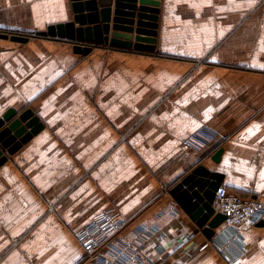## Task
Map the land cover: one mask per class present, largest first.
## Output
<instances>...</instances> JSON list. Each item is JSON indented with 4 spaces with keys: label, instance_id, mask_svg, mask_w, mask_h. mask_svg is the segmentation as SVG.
<instances>
[{
    "label": "crops",
    "instance_id": "0c3cea01",
    "mask_svg": "<svg viewBox=\"0 0 264 264\" xmlns=\"http://www.w3.org/2000/svg\"><path fill=\"white\" fill-rule=\"evenodd\" d=\"M72 18L69 0H0L3 33ZM9 37L0 118L30 109L43 128L0 165V249L30 232L41 264H81L75 233L114 208L122 235L150 227L152 264H264V218L227 244L170 195L203 166L264 203V0H160L154 53Z\"/></svg>",
    "mask_w": 264,
    "mask_h": 264
},
{
    "label": "water",
    "instance_id": "95a60500",
    "mask_svg": "<svg viewBox=\"0 0 264 264\" xmlns=\"http://www.w3.org/2000/svg\"><path fill=\"white\" fill-rule=\"evenodd\" d=\"M69 1L72 21L51 25L36 36L65 39L72 44L75 53L84 56L102 46L133 52L156 51L160 0ZM7 37L14 42L28 40L25 36L0 33L1 39ZM42 128V123L30 109L20 114L14 111L4 114L0 118V165L7 160L6 154H14ZM216 157L212 159L214 162H217ZM222 180V175L197 166L170 190L174 201L209 238L225 220L213 207L214 195Z\"/></svg>",
    "mask_w": 264,
    "mask_h": 264
},
{
    "label": "built area",
    "instance_id": "2783aa9c",
    "mask_svg": "<svg viewBox=\"0 0 264 264\" xmlns=\"http://www.w3.org/2000/svg\"><path fill=\"white\" fill-rule=\"evenodd\" d=\"M182 143L189 145L188 140ZM213 207L225 217L226 228L231 232L227 244L264 218L262 201L229 192L224 186L215 192ZM125 227L126 220L114 208L104 210L83 224L75 233L84 252L81 264H152L146 245L150 227L122 235ZM172 242L175 244L176 239Z\"/></svg>",
    "mask_w": 264,
    "mask_h": 264
},
{
    "label": "rangeland",
    "instance_id": "374dc122",
    "mask_svg": "<svg viewBox=\"0 0 264 264\" xmlns=\"http://www.w3.org/2000/svg\"><path fill=\"white\" fill-rule=\"evenodd\" d=\"M143 120L145 119L142 118L137 121L136 125L137 123L141 124ZM124 134L123 140L126 139V132ZM29 235L30 232L24 233L21 238L17 242L13 243L9 248L5 250L0 249V264H41V260H39L41 250L35 248L34 246H20L22 241L28 239Z\"/></svg>",
    "mask_w": 264,
    "mask_h": 264
},
{
    "label": "trees",
    "instance_id": "16d2710c",
    "mask_svg": "<svg viewBox=\"0 0 264 264\" xmlns=\"http://www.w3.org/2000/svg\"><path fill=\"white\" fill-rule=\"evenodd\" d=\"M0 33L7 34V35H21V36H25V37H28V38L53 39V38H50V37H38V36H36V34H29V35H27V34H19V33H3L2 31H0Z\"/></svg>",
    "mask_w": 264,
    "mask_h": 264
}]
</instances>
